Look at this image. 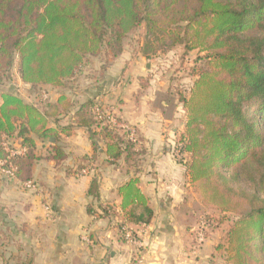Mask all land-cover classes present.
I'll list each match as a JSON object with an SVG mask.
<instances>
[{
	"label": "trees",
	"instance_id": "16d2710c",
	"mask_svg": "<svg viewBox=\"0 0 264 264\" xmlns=\"http://www.w3.org/2000/svg\"><path fill=\"white\" fill-rule=\"evenodd\" d=\"M140 26L145 30L140 50L147 59L178 45L205 52L194 68L192 94L183 98L187 120L179 162L203 203L234 217L227 230L233 264H264V0H0V84L12 79L16 67L31 89L67 88L89 57L122 55L125 40ZM1 97L0 164L23 187L34 183L37 141L55 138L50 158L59 163L67 157L57 144L61 133L70 135L76 126L89 128L94 144L76 174L95 163L100 138L106 140L109 163L123 156L130 163L140 154L128 130L99 119L94 99L79 106L78 124L55 128L50 118L57 122L75 105L66 94L54 103L46 99L47 111L14 91ZM16 138L22 152L13 154ZM97 188L94 178L95 197ZM119 192L125 212L119 238L133 242L138 234L128 236L126 225H147L154 212L138 177ZM100 209L101 217L113 213L110 205ZM88 211L96 212L93 205ZM10 231L6 222L0 225L1 260L32 264L34 257L20 247L21 253L6 255Z\"/></svg>",
	"mask_w": 264,
	"mask_h": 264
},
{
	"label": "crops",
	"instance_id": "0c3cea01",
	"mask_svg": "<svg viewBox=\"0 0 264 264\" xmlns=\"http://www.w3.org/2000/svg\"><path fill=\"white\" fill-rule=\"evenodd\" d=\"M124 55L110 59L109 64L101 57H89L75 77L74 86V80L67 88L43 86L55 93L53 98L48 96L49 102H56L63 93L75 102L67 115L57 116V122L51 117L49 126L77 123L79 106L94 99L136 129L140 154L130 163L124 156L109 163L106 140L100 138L96 140L94 168L76 174L83 157L90 156L94 149L91 130L76 126L70 135L61 133L57 144L67 157L59 163L50 158L57 140L37 141L35 188L21 186L0 164V225L6 222L12 236L6 255L21 253L20 247L22 254L34 257L32 264H137L136 257L142 259L140 264H232L215 236L216 229L200 248L194 247L193 225L200 207L206 209L185 165L172 151L186 129L185 108L178 97L172 99L174 96L165 89L157 91L148 83L147 75L137 72L141 60L134 65L131 61L130 66V57ZM19 81L30 87L20 77ZM24 98L42 110L50 109L43 102ZM99 130L93 128L92 132ZM13 141L21 149L20 140ZM132 177H138L139 187L154 212L147 225H126L128 232L138 234L139 255L135 242H122L118 234L125 217L119 190ZM94 178L98 182L96 197L90 193ZM100 204L113 206V213L101 217ZM90 205L96 210L94 214L88 211Z\"/></svg>",
	"mask_w": 264,
	"mask_h": 264
},
{
	"label": "rangeland",
	"instance_id": "374dc122",
	"mask_svg": "<svg viewBox=\"0 0 264 264\" xmlns=\"http://www.w3.org/2000/svg\"><path fill=\"white\" fill-rule=\"evenodd\" d=\"M144 36L145 30L143 26L138 27L132 34H130L124 43V52L122 55H125L123 57H130L128 58L130 59L128 63V65L130 66L132 65L130 63L131 61L134 65L136 60H141L140 63L142 64L138 67L137 72H142L147 75V78L150 79L148 80V83H150L152 87H155L157 91L160 92L162 91L161 89H165L169 93V95L174 96L172 99L178 97L179 102L184 107L185 102L183 98L187 100L192 94L193 84L196 79V76L193 74L194 68L197 67V65L200 63L198 57L205 55V52H200L198 49L187 51L183 45H178L170 51L160 53L152 57L151 59H147L140 50L141 44L144 41ZM122 55H120V57ZM109 60L110 59H107L105 64H109ZM145 62L149 64L148 67L144 64ZM76 81L77 80H74L73 86L75 85ZM141 84H146L145 78L141 80ZM7 91H14L24 97H28L31 102L38 103H45L47 101L43 97L45 93L48 96L50 95V97L52 98L55 95L52 88L44 87L42 89H31L25 84H22L19 81L16 67H14L12 70V79L3 84H0V96L3 92ZM179 140L180 137L175 141V144ZM203 205L205 206L206 210H204L203 206L200 207V213L197 216V221L193 225L195 229L194 247L200 248V246L207 239V235L211 234L216 229L217 232L215 236L217 237L219 242H221L220 244L224 246L223 248L226 251V256L233 264L232 259H230V252L227 250V230L234 217L230 213H221L213 209L211 206L206 205L205 203H203ZM202 222L207 223L203 228L205 232L204 237H201V235L198 233V229H200L203 225ZM208 223L210 225H208ZM135 245L137 246V249H139L137 251L139 255V251L141 248L139 239H137ZM0 264H4L1 258Z\"/></svg>",
	"mask_w": 264,
	"mask_h": 264
},
{
	"label": "built area",
	"instance_id": "2783aa9c",
	"mask_svg": "<svg viewBox=\"0 0 264 264\" xmlns=\"http://www.w3.org/2000/svg\"><path fill=\"white\" fill-rule=\"evenodd\" d=\"M43 97L45 98V99H47L48 98V95L45 93L44 95H43ZM97 111H98V117H99V119H101V120H103V121H105V122H110L111 124H114V125H116L117 127H119V128H122V129H125V130H128L129 132H130V138L133 140V141H137V135H136V131H135V128L133 127V126H131L130 124H126V123H123V122H121L120 121V119L116 116V114L109 108V107H106V106H104V105H99L98 107H97ZM181 148H182V143H181V141L179 140L176 144H174V148H173V155H174V157L179 161V159H180V157H181V153H180V150H181ZM18 152H22L21 151V149L19 148V149H17V150H14V151H12V153L14 154V153H18ZM2 164V163H1ZM94 168V163H92V164H90L89 166H88V169H84V171H87V170H92ZM4 170V172L5 173H7V174H9V175H13V173H12V171L11 170H7V169H3ZM27 187L28 188H35V184L34 183H32V182H28L27 184ZM48 209V208H47ZM203 223V225L201 226V228L200 229H198L199 230V234L201 235V237L203 236L204 237V235H205V232H204V227H205V225L207 224V223H205V222H202ZM208 225H210L209 223H208ZM130 233L131 232H128V236H130ZM135 241V240H134ZM136 241H137V239H136ZM135 241V242H136ZM135 262L137 263V264H140L141 262H142V259L140 258V257H136L135 259Z\"/></svg>",
	"mask_w": 264,
	"mask_h": 264
},
{
	"label": "water",
	"instance_id": "95a60500",
	"mask_svg": "<svg viewBox=\"0 0 264 264\" xmlns=\"http://www.w3.org/2000/svg\"><path fill=\"white\" fill-rule=\"evenodd\" d=\"M52 140H54V139H52Z\"/></svg>",
	"mask_w": 264,
	"mask_h": 264
}]
</instances>
